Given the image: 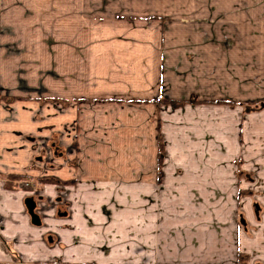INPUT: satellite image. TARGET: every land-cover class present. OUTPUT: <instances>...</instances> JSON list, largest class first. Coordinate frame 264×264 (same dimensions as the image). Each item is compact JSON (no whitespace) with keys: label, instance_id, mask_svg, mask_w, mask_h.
I'll use <instances>...</instances> for the list:
<instances>
[{"label":"crops","instance_id":"0c3cea01","mask_svg":"<svg viewBox=\"0 0 264 264\" xmlns=\"http://www.w3.org/2000/svg\"><path fill=\"white\" fill-rule=\"evenodd\" d=\"M84 2H117L108 10L123 15L112 22L124 39L101 45L116 57L97 83L65 73L57 98L35 80L2 95L11 109L0 112V264H242L248 255L253 264L262 242L252 243L248 216L264 205L254 211L244 194H259L248 178L253 161L264 168V0H0V75L30 54L45 65L51 53L66 55L32 40L81 37L68 17ZM145 2H203L219 25L203 22L194 40L183 29L193 16L167 28L170 8ZM117 75L123 80L111 81ZM51 100L62 103L59 125L40 127ZM56 134L63 155L43 164L42 141ZM22 180L50 182L45 193L57 204L40 227L26 212L33 193Z\"/></svg>","mask_w":264,"mask_h":264},{"label":"rangeland","instance_id":"374dc122","mask_svg":"<svg viewBox=\"0 0 264 264\" xmlns=\"http://www.w3.org/2000/svg\"><path fill=\"white\" fill-rule=\"evenodd\" d=\"M117 3V2H116ZM114 2H84L81 7H79V4L76 3L74 6V9L71 11V15L68 17V21L71 22V24H76L78 29H83L81 37H78L77 39H74L76 35L79 34H74L72 36L67 37L66 39H60L57 37L58 33L57 32H52V38L50 39H41V40H32L34 43H38L39 41H42L45 46H51L55 48H66V55L61 56L59 53H51L50 54V65L49 64H43V63H37L38 59L40 58L39 54H30L27 56V61H23L22 64H15L13 66V69L11 68L10 70L6 69L4 73H2V76L0 75V87L3 91L0 89V112L3 110H9L10 105L8 102H6L4 97L2 95H7V94H14L16 93V88L17 87H25L26 81L29 82V84H32V80L39 82V90L41 93H46L47 88L45 86H49L50 92H51V98H57L58 96V85L60 80H64L65 73L67 75V79H71V74L72 80H79L80 83L85 84V85H91L93 82L97 83L96 80L97 78L94 76L95 74H99L100 70L103 68V66L109 67V64H113L115 62L114 58L116 55L113 54V51H110L111 49H114L115 47H101V45H116L114 43V38H118V40H123L122 38V33L120 28L116 27L118 26L117 23H113L112 18L113 16H123L121 13H113V11L109 12V7L112 8L113 6L115 7ZM164 4L168 8H170V16L165 18V24L167 28H170L172 23H175L179 20L178 16L180 15H191L193 16L192 19H188L184 23V30L187 31L189 30L191 33V36L194 37V40H199L200 39V34H201V29L203 22L208 23L209 25L212 26V29L214 27H218L219 22L215 19L214 14L212 13L211 9L209 6L202 7L201 5L203 2H145L144 6H154V9H159L160 4ZM263 3L264 2H259ZM110 4V5H109ZM138 4H143V2H138ZM109 5V6H108ZM129 13V12H128ZM130 17H142V18H147L149 16H134L132 14H127ZM34 16H32L33 18ZM205 17V19H203ZM92 21V22H90ZM97 21V22H96ZM226 19L223 17V20L221 22H225ZM83 24V27H81ZM192 24H194L195 27H192ZM112 28H109V26H113ZM131 26H134L132 24L125 26L126 28H130ZM151 28L158 26L160 28V23H155V24H150L149 25ZM152 30H154L152 28ZM91 35H94L95 37L92 38ZM55 36V37H54ZM99 37V38H98ZM214 41H218V37L214 36L212 38ZM57 50V49H56ZM6 66H11V63L13 62L11 56H7L5 58ZM64 66H66V71L64 70ZM24 67H30V69H24ZM111 67V66H110ZM107 69V68H106ZM260 70H264V68H260ZM18 78H22L21 82L18 81ZM120 79L123 80L122 76H115L114 78L111 79V81H119ZM121 80V81H122ZM258 80L264 82V71L260 72V75L258 76ZM29 91V90H28ZM31 93V92H30ZM163 106H168L171 105L169 100H163ZM134 103H139V102H134ZM160 104V103H159ZM162 104V103H161ZM160 104V105H161ZM183 105L182 103H176ZM197 104V102H196ZM60 105L58 101L51 100L49 104H45L44 107H47L48 110L45 112H50V115H45L42 117L43 121L40 123V127L43 126L44 124H49L51 123V126L58 127L59 125V119L55 118L59 114ZM233 103L229 104L226 106L228 107H233ZM139 105H131L130 107L132 109H138ZM262 106V105H261ZM261 106L257 107V111L262 115L263 109ZM7 107V108H4ZM71 105L67 104V109H70ZM142 109V108H140ZM124 111L125 109H121ZM254 110V111H256ZM120 111V109H116V112ZM261 123L264 122V119L261 117ZM122 120L120 122H117V126L122 127ZM55 138H50L47 140L42 141L41 146L46 145L48 148H50L51 145H55V147L51 150L52 156H47L46 158L48 159V165L50 162H52L53 156L56 155L60 156L61 154V140H59V135H53ZM58 140H57V139ZM163 143V139H162ZM264 151V148H263ZM58 152V153H57ZM262 152L259 153L260 158H262ZM164 159V158H163ZM259 161L254 160L252 163L251 173H248L249 176L248 178L256 179L259 181L257 183L258 186V196L256 198L251 197L249 192H245V202L247 205H250L253 207L255 211V203L260 204V206L264 205V168L261 165H258ZM44 164H46L44 162ZM242 167V166H241ZM247 179V178H246ZM23 181V180H22ZM26 180L24 182V186L26 184H30ZM34 183V182H33ZM50 183V182H46ZM45 182L43 183H34V186H36L37 190H39V194L37 195H43L44 200L47 203V206H50L53 204L55 201L54 198L50 197L49 195H46L45 190L46 187H48V184ZM39 185H41L39 187ZM41 188V189H40ZM49 196V197H48ZM57 197H59L57 195ZM32 198V197H29ZM36 202H38V199L36 198ZM254 204L252 205V203ZM39 203V202H38ZM41 207V206H40ZM250 207V208H251ZM41 210V208H40ZM47 210V211H45ZM44 212L40 213L42 214V217L44 220H49L50 215L49 211L50 208H46ZM27 212V209H26ZM28 213V212H27ZM46 213V215L44 214ZM251 216H248L250 219L253 216L252 222L254 224H246L248 225V231L250 239L252 240V243L256 242L257 238L256 236L261 237V242H262V248H264V212L261 213V215L258 217L255 214H250ZM255 217H257L255 219ZM246 218V214L244 216ZM6 217L4 215H1L0 219V225L5 226L6 224ZM31 224V223H30ZM47 231H44L43 234H45ZM46 235L42 236L43 241L45 242L47 238H45ZM21 237H19L20 239ZM15 239V238H13ZM46 239V240H45ZM16 242V240L14 241ZM17 243V242H16ZM46 243V242H45ZM253 249V253L250 257L253 258L254 263L253 264H264V261H261L259 259L258 261L256 258L257 256L261 257L264 256V249ZM19 255V254H18ZM249 256V255H248ZM246 256L245 258L247 259H242V264H250L249 257ZM251 259V258H250ZM264 259V258H263ZM262 259V260H263Z\"/></svg>","mask_w":264,"mask_h":264},{"label":"flooded vegetation","instance_id":"af4514ba","mask_svg":"<svg viewBox=\"0 0 264 264\" xmlns=\"http://www.w3.org/2000/svg\"><path fill=\"white\" fill-rule=\"evenodd\" d=\"M42 148V162H43V164H44V162L46 163V165H48V159L46 158L47 156H52V153H51V150L55 147V145H51L50 146V148H48L46 145H43V146H41ZM61 152V151H60ZM58 153V152H57ZM55 155H56V153H55ZM54 155V156H55ZM61 156L63 155V153L61 152V154H60ZM51 163V162H50ZM50 165V164H49ZM29 186V189H30V192H32L33 193V197L31 198V199H34V201L36 202V198L38 199V202H36V205H37V207H36V210H35V212H36V214L38 215V216H40V219H41V222H42V224L40 225V226H42L43 225V217H42V214H40L41 212L43 213L44 212V210L46 209V208H52L55 204H57V203H54V204H52V205H50V206H47V203L45 202V200H44V196L43 195H37V194H39V191L36 189V186H34V184H32L31 185V183L30 184H27V187ZM30 199V198H29ZM41 206V207H40ZM26 208H27V206H26ZM40 208H41V210H40ZM45 211H47V210H45ZM27 212H28V214H29V211H28V209H27ZM60 212H61V210H60ZM66 213V212H65ZM45 215H46V213H44ZM67 214V213H66ZM29 216H30V214H29ZM31 217V216H30ZM31 221H32V217H31ZM32 224H33V222H32ZM34 225V224H33ZM40 226H37V227H40ZM53 238H54V236H52V235H49V237H48V239H49V241H53Z\"/></svg>","mask_w":264,"mask_h":264},{"label":"water","instance_id":"95a60500","mask_svg":"<svg viewBox=\"0 0 264 264\" xmlns=\"http://www.w3.org/2000/svg\"><path fill=\"white\" fill-rule=\"evenodd\" d=\"M26 206H27L30 216L32 217L33 224L35 226H40L42 222H41L40 216H38L35 212L37 205L34 199H31V198L27 199Z\"/></svg>","mask_w":264,"mask_h":264},{"label":"trees","instance_id":"16d2710c","mask_svg":"<svg viewBox=\"0 0 264 264\" xmlns=\"http://www.w3.org/2000/svg\"><path fill=\"white\" fill-rule=\"evenodd\" d=\"M170 104L172 106H174V107L181 106L180 104H176V103H173V102H170ZM163 158H164V147H163L162 139L160 138V155H159V164H160V166L163 163Z\"/></svg>","mask_w":264,"mask_h":264}]
</instances>
